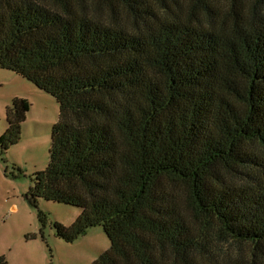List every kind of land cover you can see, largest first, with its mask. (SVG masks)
I'll return each instance as SVG.
<instances>
[{
    "label": "trees",
    "instance_id": "16d2710c",
    "mask_svg": "<svg viewBox=\"0 0 264 264\" xmlns=\"http://www.w3.org/2000/svg\"><path fill=\"white\" fill-rule=\"evenodd\" d=\"M0 68L58 104L25 198L101 226L92 264H264V0H0Z\"/></svg>",
    "mask_w": 264,
    "mask_h": 264
},
{
    "label": "rangeland",
    "instance_id": "374dc122",
    "mask_svg": "<svg viewBox=\"0 0 264 264\" xmlns=\"http://www.w3.org/2000/svg\"><path fill=\"white\" fill-rule=\"evenodd\" d=\"M14 98L26 99L30 109L18 143L0 151V256L8 264H92L109 248L101 226L67 243L56 236L53 223L69 226L80 209L41 198L34 207L25 198L33 175L47 167L58 104L25 78L0 68V135L6 128V108ZM39 212L46 217L43 226Z\"/></svg>",
    "mask_w": 264,
    "mask_h": 264
}]
</instances>
